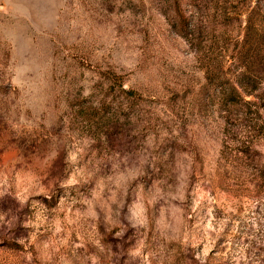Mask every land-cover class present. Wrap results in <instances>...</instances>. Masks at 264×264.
<instances>
[{
	"label": "clouds",
	"instance_id": "obj_1",
	"mask_svg": "<svg viewBox=\"0 0 264 264\" xmlns=\"http://www.w3.org/2000/svg\"><path fill=\"white\" fill-rule=\"evenodd\" d=\"M178 31L173 0H0L4 264H204L193 152L154 124L198 75Z\"/></svg>",
	"mask_w": 264,
	"mask_h": 264
},
{
	"label": "rangeland",
	"instance_id": "obj_2",
	"mask_svg": "<svg viewBox=\"0 0 264 264\" xmlns=\"http://www.w3.org/2000/svg\"><path fill=\"white\" fill-rule=\"evenodd\" d=\"M180 3L187 5L192 21L185 30L179 26L175 54L195 53L198 75L180 111L168 107L175 121L164 113L154 124L162 132L178 122L179 139L188 147L173 142V148L193 152L197 167L189 191L199 186V204L195 211L187 209V227L198 237L206 230L197 245L203 251L211 244L204 264H264V0ZM243 72L251 95H243L229 113L223 111L220 98L227 89L221 82L234 83ZM17 251L0 246V264L6 253ZM186 259L199 264L193 255Z\"/></svg>",
	"mask_w": 264,
	"mask_h": 264
},
{
	"label": "trees",
	"instance_id": "obj_3",
	"mask_svg": "<svg viewBox=\"0 0 264 264\" xmlns=\"http://www.w3.org/2000/svg\"><path fill=\"white\" fill-rule=\"evenodd\" d=\"M173 3L175 14L178 17V24L182 29L185 30L192 21V15L190 19H185L183 13L181 12L180 0H173ZM240 75V77L237 76L235 78L234 83H230L227 79H224L221 82V84L225 86L224 89H227L225 93L223 92L224 94H222V97L220 98L221 109L228 113L231 111V108L238 106L241 103L243 95H251V92L248 88L250 85L248 84L245 73L243 72ZM245 102L250 101L246 100Z\"/></svg>",
	"mask_w": 264,
	"mask_h": 264
}]
</instances>
